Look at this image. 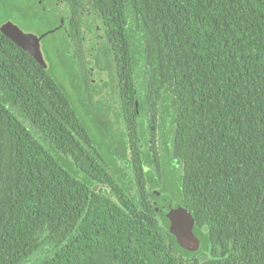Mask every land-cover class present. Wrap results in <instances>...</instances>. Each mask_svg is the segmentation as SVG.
<instances>
[{"label": "trees", "instance_id": "1", "mask_svg": "<svg viewBox=\"0 0 264 264\" xmlns=\"http://www.w3.org/2000/svg\"><path fill=\"white\" fill-rule=\"evenodd\" d=\"M41 3L0 0L23 32L55 36L42 66L0 32V264H264V0ZM62 6L104 22L124 103H173L159 146L133 111L124 129L88 127L55 73L83 80ZM155 189L188 209L197 244L177 243Z\"/></svg>", "mask_w": 264, "mask_h": 264}, {"label": "flooded vegetation", "instance_id": "2", "mask_svg": "<svg viewBox=\"0 0 264 264\" xmlns=\"http://www.w3.org/2000/svg\"><path fill=\"white\" fill-rule=\"evenodd\" d=\"M54 14L55 16L58 17V25L65 34V37H68L69 47H67V49L69 55L72 57L74 56L73 57L74 62L78 65L77 68L80 74H85V77H87V73H91L92 77L90 80L92 82L95 81L93 75H102V74L106 75L107 73L109 75L111 73L118 76L117 67L115 66V58L113 57V55H111V58L109 60L108 59L105 60L102 54L103 47L109 41V39L106 36L105 26L102 19H100L94 12H91L88 9L86 13L81 12L82 16L80 17V20L78 22L79 25L77 24L73 25L74 22H70L69 19L70 15L63 6L60 7L57 10V12ZM86 21H88L89 24L87 28L85 27ZM70 23L71 25H73L72 26L73 33L70 32L71 29ZM91 23H93V25ZM46 32H49V30H47ZM59 37H63V36L60 35ZM84 37L91 38V40L89 41V45H90L89 54H87V52L84 51V45H79L77 49L73 50L75 43L78 42L79 40H83ZM70 48L73 51H71ZM82 55L83 56L85 55L86 63L81 61ZM78 61H80V63ZM99 62L101 65H97V63ZM106 79H107L106 82L105 81H99L96 83L78 82L76 84V90L75 88H73V90L77 93L78 97H73L72 94L69 92L72 98H74L72 100L75 106L78 107V109L80 110L81 116L84 117L88 127L92 131H94L95 130L94 123H97V127L108 129L106 132L107 134H109L110 131H113V128H116L118 126L120 129H124L126 126L125 118L126 116H128V114L131 111H133L135 112L134 115L135 118H137L136 121H138L139 119L140 121L143 122L142 126L146 128V136L147 135H148L147 137L154 136L157 139V144L159 146L161 140L159 139L158 135L160 133L170 130L169 127L174 124L172 121L173 119L172 106L170 105L168 109L169 105L167 104L169 103H167V100H163L160 97H158L155 100L154 113L151 111L150 105L146 103L145 98L141 99L142 103H138L136 100H134V105L133 107H131L127 105V103L132 101L133 98L130 99L131 97H128L127 98L128 100L124 103V101L121 99V91H120V87L118 86V83H116L115 80L111 81L108 77H106ZM135 87L137 90L141 89L140 87L139 88L137 87V82ZM87 113L91 118H93L92 120L85 117ZM153 118H155L157 122H153L152 120ZM137 128L139 127L137 126ZM148 140L149 143H151L150 141L151 139ZM98 144L101 146L103 145L102 141L101 142L98 141ZM102 148L104 149V146H102ZM117 153H120V151L118 150ZM117 162L119 166L121 167L123 166L125 167L124 169H127L128 167L127 160L124 161L119 158ZM122 162L124 163V165L122 164ZM148 164L149 162L148 163L145 162L144 166L147 169H150L154 173V176H157L158 169L155 166V163H153V165H148ZM155 190L159 191L158 189ZM159 210L160 209H158L157 211ZM192 232H193V228H192Z\"/></svg>", "mask_w": 264, "mask_h": 264}, {"label": "water", "instance_id": "3", "mask_svg": "<svg viewBox=\"0 0 264 264\" xmlns=\"http://www.w3.org/2000/svg\"><path fill=\"white\" fill-rule=\"evenodd\" d=\"M37 4L39 5L40 9L43 10L41 0H37ZM0 32L21 49H23L26 53L31 55L35 61H37L42 66H45L38 45L40 39L44 36L43 33L33 36L30 33L21 32L9 21H5L0 24ZM100 187L108 189L107 185L95 183L91 187V191L96 192ZM110 195H112V191H110ZM153 196L158 198L163 203L159 211L160 220L167 222V229L175 237L177 243L185 249L189 248V246L193 243L197 244L198 238L192 232L194 218L188 209L176 202L171 201L169 194L155 191ZM112 200L115 202L118 201L117 197H112Z\"/></svg>", "mask_w": 264, "mask_h": 264}, {"label": "rangeland", "instance_id": "4", "mask_svg": "<svg viewBox=\"0 0 264 264\" xmlns=\"http://www.w3.org/2000/svg\"><path fill=\"white\" fill-rule=\"evenodd\" d=\"M5 21H9L11 24H13L15 27H17L21 32H23L22 30H24V25L22 24L21 20L19 19V17L17 15H15L14 13H8L7 16H5V12L3 11V8L2 6H0V24L5 22ZM93 25V23H91ZM88 21H86L85 23V27L87 28L88 26ZM140 27V26H139ZM138 28V26H136V29ZM134 31V30H133ZM139 32V31H138ZM34 31H31V35L34 36ZM137 37V36H136ZM55 39V36L53 35H46L44 37H42L38 43L39 45V50H40V53L42 55V58L46 61V63L49 64V57H47V51L48 49H50L51 47H53L55 45V41H53ZM91 40L90 37H84L83 40H79L78 42L75 43V46H74V49H77V47L79 45H84V51L87 52V54H89V41ZM68 50V49H67ZM71 51H73L71 48H70ZM85 56V55H84ZM80 63V61H78ZM58 61H56V64L58 65ZM140 69H145L144 66H142ZM140 71L138 70V75L136 77V82H137V87L139 88H142L144 86V81L146 79V77H141L139 74ZM55 73L57 75V77L60 79V81L63 83V85L66 87L67 91L70 92L72 94L73 97H78L77 93L73 90V87L71 85V78H70V75L68 74V72L62 68V67H56L55 69ZM73 76V75H71ZM83 77V80L82 82H84V78L85 77V74H81V78ZM92 77V74L91 73H87V78H88V81L87 83H96V82H99V81H107L106 77H108L111 81H114L115 79V75H112L111 73L108 75V73L105 75V74H102V75H93V78L95 79L94 82H92L90 79ZM85 83V82H84ZM85 85V84H84ZM83 93V92H82ZM167 104V103H166ZM172 106V111L174 110L173 108V103L171 104ZM122 164L124 165V163L122 162ZM123 167V166H122ZM125 168V167H123ZM130 175H128V179H130ZM161 192V191H159ZM164 193V192H162ZM167 194V193H165ZM41 257V254L40 253H37L34 255V257H32V259L30 261H27L25 264H31L32 262H34V259L35 258H40Z\"/></svg>", "mask_w": 264, "mask_h": 264}]
</instances>
